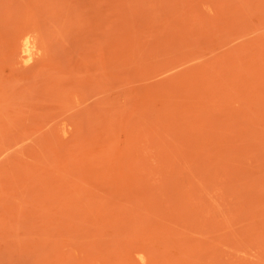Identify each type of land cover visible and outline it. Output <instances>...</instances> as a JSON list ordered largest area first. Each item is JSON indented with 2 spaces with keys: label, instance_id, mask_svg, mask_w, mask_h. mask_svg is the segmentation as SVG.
Returning <instances> with one entry per match:
<instances>
[{
  "label": "rangeland",
  "instance_id": "1",
  "mask_svg": "<svg viewBox=\"0 0 264 264\" xmlns=\"http://www.w3.org/2000/svg\"><path fill=\"white\" fill-rule=\"evenodd\" d=\"M0 264H264V0H0Z\"/></svg>",
  "mask_w": 264,
  "mask_h": 264
}]
</instances>
